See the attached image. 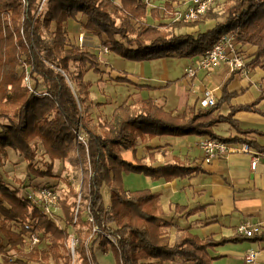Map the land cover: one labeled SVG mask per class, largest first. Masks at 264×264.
Segmentation results:
<instances>
[{
  "label": "trees",
  "instance_id": "obj_1",
  "mask_svg": "<svg viewBox=\"0 0 264 264\" xmlns=\"http://www.w3.org/2000/svg\"><path fill=\"white\" fill-rule=\"evenodd\" d=\"M39 1L0 0V166L10 148L26 162L29 179L54 177L53 161L63 156L67 146L76 144L80 156L89 161V169H85L89 171L87 190L79 196L78 205L88 200L92 220H84L79 211L75 213L76 201L68 200L71 195H77L71 185L69 193L58 203L65 224L60 226L18 194V190L11 189L0 176V254L20 251L27 259L25 264H42L49 257L53 264H99L94 250L98 243L102 253L112 254L115 264H164L176 257L193 264H212L214 257L209 251L217 245L264 241V232L252 236L236 233L215 239L200 238L182 230L170 242L164 228L172 224L163 218L158 194L147 188L126 191L123 174L134 172L169 181L200 170L176 162L153 167L140 160L128 161L120 154V148L135 154L137 138L146 140L160 135H200L224 142L242 141L264 152L263 146L247 137L250 133L264 135V131L241 128L234 118L239 110L264 114L257 107L264 100V91L250 103L229 105L228 112L223 114L220 107L232 96L225 86L232 78L230 75L222 84L221 95L210 107L193 104L182 112H173L151 98H143L133 103L122 102L113 108L108 119L95 121L92 109L99 103H92V81L85 75L90 70L102 75V68L108 64L85 47L69 42L66 30L69 19L76 20L83 14L82 26L86 32L96 36L110 53L132 61L193 58L209 50L221 35L234 33L239 46L253 48L246 59L249 69L260 67L264 71V0H224L221 14H215L209 7L191 22L163 21L158 7L148 8L143 0H119V4L113 0H46L45 10L36 13ZM164 5L170 8L169 3ZM147 17L156 22H146ZM219 17L223 20L197 34L174 32L175 28L194 27ZM25 67L37 84L43 83L46 94L28 92L22 81ZM113 80L129 82L119 76ZM220 122H227L236 134H216L213 128ZM79 132L86 136L85 144L78 139ZM38 139L48 158L43 167L35 164L34 144ZM104 186L109 191L107 205L102 196ZM185 209L174 207L175 211ZM77 224L87 226L89 240L77 235L76 258H72L66 247L70 237L68 227ZM32 227L48 234L49 243L40 253L41 261L35 249L19 248L20 234Z\"/></svg>",
  "mask_w": 264,
  "mask_h": 264
},
{
  "label": "crops",
  "instance_id": "obj_2",
  "mask_svg": "<svg viewBox=\"0 0 264 264\" xmlns=\"http://www.w3.org/2000/svg\"><path fill=\"white\" fill-rule=\"evenodd\" d=\"M188 28L184 26L179 29L188 33ZM250 49L251 52L253 48ZM169 59L171 58L149 61L124 59L118 60V66L113 65L108 58L100 59L108 65L102 68V75L96 74L93 78L85 75L86 79L92 81L90 89L94 84L101 88L111 84L117 87L122 85L126 91L123 99H112L111 95H101L104 96L101 99L100 95L93 97L90 94L94 103H99L92 112L96 109L102 111V120L108 119L118 104L133 103L143 98H151L166 110L182 112L189 105H198L197 101L209 80L220 86L215 92L217 100L222 92V84L230 75L232 78L225 86L232 96L221 105L220 112L223 114L228 112L229 105L250 103L264 91L261 85L264 71L260 67L251 69L248 77L231 73L227 64L209 71L200 70L194 77H187L184 69L192 60L181 59L180 63L185 64L183 71L171 75L170 68L166 67ZM117 76L125 77L129 82L114 81L113 78ZM257 107L264 111V100ZM234 118L239 121L241 128L264 131V114L239 110L235 112ZM213 129L221 136L236 134L227 122L217 123ZM205 137L160 135L146 140L137 138L134 144L135 154L130 149L120 148L122 157L131 162L140 160L153 167L176 162L181 166L197 167L200 170L187 176H176L169 181L142 176L140 179H143L144 187L125 190L147 188L158 194L164 212L163 218L172 224L166 228L171 240H175L182 230H188L200 238L213 236L219 239L236 233L242 234L238 229L244 224L255 228V233L264 232V156L258 158L254 169L250 166L251 156L244 153H233L204 162L200 143ZM247 137L264 147V135L250 133ZM66 153L67 149L64 154ZM33 180H43L49 184H56L58 181L46 177H36ZM176 205L186 209L175 211ZM188 210L193 211L187 214ZM209 253L214 257L212 264H264V241L227 242L215 246ZM250 253L254 258L247 262L245 257Z\"/></svg>",
  "mask_w": 264,
  "mask_h": 264
},
{
  "label": "rangeland",
  "instance_id": "obj_3",
  "mask_svg": "<svg viewBox=\"0 0 264 264\" xmlns=\"http://www.w3.org/2000/svg\"><path fill=\"white\" fill-rule=\"evenodd\" d=\"M114 3L119 4V0H113ZM188 0H143V2L147 5L148 8H154L158 7V15L159 17L162 16V20L169 22V21H174V18L172 16L176 15L178 12L183 11L184 9V4ZM165 2L170 4V8L166 9L165 7ZM224 3V0H215L214 4L211 5V10L215 14H221L222 12V4ZM46 4L43 7L42 12L45 10ZM37 13V12H36ZM78 19H69L66 23V30H67V38L69 42H74L77 43L76 40V34L78 31H83V21L85 20L83 14H79ZM173 18V19H171ZM223 20V17H219L217 19H211V20H206L197 26H190L188 28V33H199V31H204L205 29L213 26L216 21H221ZM146 22L148 23H155L156 21L152 20L150 17L146 18ZM77 27V28H76ZM81 27V28H80ZM51 29H54V26L52 25ZM86 32V31H85ZM174 32L176 34L183 33V29L175 28ZM22 33V32H21ZM86 39L89 40V42L86 43V49L97 54V56L100 59L103 58H108L109 61L112 62L113 65H117L118 60H124V58L110 53L108 50H105L103 46L100 44L99 40L96 38V36L92 35L90 32H86ZM88 46V47H87ZM91 46V47H90ZM240 53L242 56H244V59H247L250 53V48L247 45L240 46ZM247 50V51H246ZM169 61L166 64V67L170 68L171 70V75H175L183 71L184 65L183 63H180L181 59H188V58H179V57H170ZM190 60H194L193 58H190ZM191 63V61H190ZM120 65V64H118ZM117 65V66H118ZM71 69H74V66H71ZM21 70V67L19 68ZM185 73V69H184ZM88 78H93L95 77V73L92 72L91 70L88 71L86 74ZM23 81V80H22ZM71 83V82H70ZM24 84V83H23ZM25 85V84H24ZM261 85L263 86L264 89V80L263 82L261 81ZM71 86L74 88V85L71 83ZM115 85H108V87L101 88L97 86L96 84L93 85L92 89H90V94L93 97H96L97 95H111L112 99L116 97V99H123L124 94H125V87L122 85H119L118 87ZM114 87V89H113ZM27 88V87H26ZM98 90V93L96 92ZM29 92V90H28ZM30 93V92H29ZM91 97L92 103H94L93 97ZM104 96H101V99H103ZM109 104H106L105 106H108ZM95 108V106L93 107ZM100 113V114H99ZM93 118L95 121H101L102 120V111H98L97 109L92 112ZM82 134V133H81ZM83 135V134H82ZM82 141V140H81ZM85 144V141H82ZM35 150H36V157H35V164L37 166L43 167V162L47 161L48 158L44 155V147L38 139L35 142ZM67 153L63 155V158L55 159L53 161V168H52V174L54 177H46L49 179H57L58 181L56 184H51L53 187H56L58 191L60 192L61 198L66 197V195L69 193V187L73 188V190L77 193V195H71V197L68 198V200L71 201H76L79 202V196L81 193L85 194L87 190V180L89 176V171H85L86 168L89 169V161L88 158H83L80 156V153L78 152V147L77 145H73L71 147L67 146ZM65 152V151H64ZM26 162L24 159L16 153L13 149L7 148V157L3 158V165L0 166V176L5 180L6 184L11 188V189H16L18 190V194L22 193V190L25 188L33 187L32 185H40V184H49L48 182H44L43 180H33L35 179L34 177L28 178L26 176L27 171L25 168ZM143 175L130 172L128 174H123V185L124 188L126 189H135L138 187H144L143 179L141 180L140 178ZM37 181V182H36ZM70 196V195H69ZM102 196H103V201L104 204H109L110 198H109V191L107 186H104L102 188ZM60 198V199H61ZM88 200H83V202L78 205V210L79 214L83 216L84 220H86V209L88 210ZM75 213L76 212V207L74 208ZM54 216L58 219L56 222L60 226H64V221H63V212L61 207L57 206L56 211ZM88 221V220H87ZM167 228V227H166ZM166 228H164V231L167 233ZM43 230V229H42ZM41 230V231H42ZM68 231L70 233V236L77 237V235L80 238L85 239V241L89 240L88 237V232H87V226H81L79 224L76 225V227H68ZM44 232V231H43ZM168 234V233H167ZM44 244L49 243V238L48 234L44 232L42 234ZM169 236V234H168ZM178 237V236H177ZM70 238V237H69ZM67 241L66 247L68 248L69 246V239ZM47 241V243H46ZM174 240L170 239V242H173ZM45 248H42L40 250H36L39 254V260H40V253L42 250L44 251ZM95 254L97 256V260L99 261V264H115L114 257L110 252L108 253H102L98 243L95 244L94 246ZM11 251V250H10ZM69 252V251H68ZM2 254V253H1ZM4 254H9L7 251ZM74 258H76V255H74ZM41 261V260H40ZM0 264H7L3 261V259L0 260ZM42 264H53V260L49 257L45 262L43 261ZM164 264H193L191 261H185L181 258H174L170 261H166Z\"/></svg>",
  "mask_w": 264,
  "mask_h": 264
},
{
  "label": "built area",
  "instance_id": "obj_4",
  "mask_svg": "<svg viewBox=\"0 0 264 264\" xmlns=\"http://www.w3.org/2000/svg\"><path fill=\"white\" fill-rule=\"evenodd\" d=\"M21 1L24 2L25 0ZM214 2L215 0H188L184 4L185 6L183 11H180L173 16L174 21H194L199 17V15L205 13L206 10L214 4ZM45 4L46 0H40L36 12L42 11ZM76 40L80 47H86V43L89 42V40L86 39V32L84 29L83 31L77 32ZM103 48L107 50L105 47ZM240 48L241 47L236 42L234 33H226L221 35L209 50L195 56L194 60L185 67V76L194 77L200 70L209 71L217 68L221 64H227L231 73H238L242 77H248L250 69L246 65V59H244V56H242L240 53ZM23 83L29 92L33 93L34 95L46 94L43 83L40 82L37 84L36 81L32 79L28 67L23 68ZM219 89L220 86L217 83L209 80L208 84L204 86L202 94L197 101L198 105L204 108L212 106L216 102L215 92ZM77 136L79 140H86V136L84 134L82 135L80 132L77 134ZM200 145L204 152V162H210L216 157H224L233 153H244L251 156L250 166L252 169H254L258 158L260 156H264V152L258 151L250 147L246 142L242 141L224 142L222 140L213 139L206 136L201 141ZM21 195L25 199L29 200L35 207L39 208L44 215L55 222L58 220L54 214L61 196L56 187H53L52 185L29 187L23 189ZM78 203L79 202H77V204ZM77 210L78 205L76 206V212ZM85 212V219L91 221L92 217L89 211L86 209ZM238 230L246 236H252L256 231V229L249 224L240 226ZM43 233V231L35 230L33 227L22 232L20 234L22 244L19 248H21L23 251H29L32 249L40 250L46 247L47 244H44L42 237ZM107 237L111 241H115L112 236L107 235ZM69 239L68 251L71 257L74 258V247L77 244V237L75 238L70 236ZM253 258L254 256L252 253L245 257L247 262H251ZM1 259H3L5 263L7 261V264H25L27 261L24 254L20 251H11L7 255L0 254V260Z\"/></svg>",
  "mask_w": 264,
  "mask_h": 264
}]
</instances>
